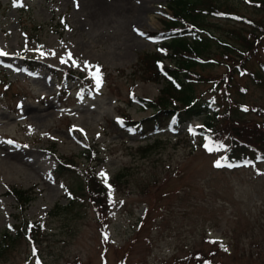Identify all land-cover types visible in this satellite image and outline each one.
<instances>
[{
    "label": "rangeland",
    "instance_id": "obj_1",
    "mask_svg": "<svg viewBox=\"0 0 264 264\" xmlns=\"http://www.w3.org/2000/svg\"><path fill=\"white\" fill-rule=\"evenodd\" d=\"M213 1L254 20L264 17L250 0ZM168 3L152 0L140 17L141 0H0V52L6 53L0 55V71L12 83L9 89L0 87V242L4 232L15 235L13 225L19 220L18 203L6 194L10 186L37 194L25 218L47 217L48 227L47 239L36 250L22 240L2 252V242L0 264H165L199 251L209 254L215 244L224 249L212 254L215 264H264V162L234 170L217 167L223 150L194 148L203 143L197 135L202 117L179 129L165 126L147 138L122 129V112L133 120L152 113L135 97L152 101L163 86L138 78L137 64L146 53H164L145 33H164ZM207 22L216 37L232 45H238L234 32L246 34L248 28L214 17ZM211 50L217 51L215 44ZM22 55L55 69L87 73L95 82L94 94L85 96L71 83L57 107L56 78L46 70L25 73ZM258 60L264 61L262 50L248 67L256 69ZM203 65L196 67L202 75L228 73L224 64ZM234 83L241 90L232 89L233 98L251 110L264 108V85L247 76ZM209 87L195 86L205 96ZM157 140L146 154L140 152ZM89 143L100 151L97 171L104 181L101 173H106L107 185L119 171L126 174L103 230L91 203L61 209L68 203L65 185L72 179L52 173L55 153L75 156L85 167L80 155ZM55 205L61 208L47 216Z\"/></svg>",
    "mask_w": 264,
    "mask_h": 264
},
{
    "label": "trees",
    "instance_id": "obj_2",
    "mask_svg": "<svg viewBox=\"0 0 264 264\" xmlns=\"http://www.w3.org/2000/svg\"><path fill=\"white\" fill-rule=\"evenodd\" d=\"M259 9L264 11V1L250 0ZM213 0H170L167 5L170 14H166L163 21L164 33L146 32V36L162 40L159 48L165 53L160 55L146 53L137 64V71L142 81L161 82L159 95L152 101L139 99L142 108H151L152 113L140 120H133L129 114L121 113L123 130L134 135L145 137L167 125L174 128L184 125L194 117H203V128L200 132L205 134L204 149L212 148L213 152L223 150V160L229 161L233 168L245 164L264 162V108L255 105L251 110L241 101L231 97V91L239 88L235 83L236 77L247 76L256 85H264V61L258 60L256 69L248 67V62L258 54H264V17L258 20L239 14L235 11L223 10ZM207 17L225 19L244 24L246 34L241 31L234 32L238 45L222 42L209 30L212 23ZM233 34V33H232ZM191 36V37H189ZM218 43H216V42ZM216 45L217 51L211 47ZM26 59V58H24ZM169 60V64L166 63ZM224 64L228 73L222 75H202L196 70L197 66L204 67L205 63ZM28 72L47 68L57 77L60 88L63 85L77 83L78 89L90 95L94 91V82L89 75L77 73L75 70L55 69L40 60H25ZM143 74H147L143 76ZM240 74V76H239ZM208 84L209 96L198 93L195 86ZM0 85L10 87L0 76ZM244 105V107H242ZM217 106L216 110H212ZM248 110L245 111L244 109ZM252 112L258 118L247 116ZM146 145L139 150L144 155L159 140ZM202 145L200 144L199 147ZM55 146H53L54 148ZM85 159V167H79L75 156L57 157L56 166L52 169L53 175L58 179H72L65 185L68 203L65 207L55 205L47 216L61 209H72L81 206L85 201L92 204L97 220L103 227H107L113 208L116 206L115 195L120 186L126 185V174L123 171L116 173L107 183L101 178L96 166L102 161L93 144H89L81 153ZM64 180V179H63ZM34 191L10 186L6 194L13 195L19 207L17 224L13 225L15 235L3 233V252L14 242L25 241L37 247L47 239V217L39 220H26L25 210L36 198ZM215 244V243H214ZM213 244V245H214ZM221 247V248H220ZM218 250L224 252L221 245H214V252L203 254L201 251L191 254L190 258H174L165 264H215L212 254ZM189 257V256H188ZM37 262V260H36Z\"/></svg>",
    "mask_w": 264,
    "mask_h": 264
},
{
    "label": "snow or ice",
    "instance_id": "obj_3",
    "mask_svg": "<svg viewBox=\"0 0 264 264\" xmlns=\"http://www.w3.org/2000/svg\"><path fill=\"white\" fill-rule=\"evenodd\" d=\"M0 55H6V53H3V52H0ZM71 58V54H69V59ZM66 61L63 59V58H61V63H65ZM73 63L75 64V61H73ZM78 66V65H77ZM99 69L97 68V75H95V80H96V84H97V87H99L100 85H101V78H100V76H99ZM245 111H247L248 109L247 108H245L244 109ZM208 150L209 151H212L213 149L212 148H208ZM216 166L217 167H220L221 165L219 164V162H217V164H216ZM101 175L102 176H104L105 177V182H107V176H106V173H101ZM108 187L109 188H111V186L110 185H108ZM105 239H107V236H105ZM226 250V249H225Z\"/></svg>",
    "mask_w": 264,
    "mask_h": 264
},
{
    "label": "bare ground",
    "instance_id": "obj_4",
    "mask_svg": "<svg viewBox=\"0 0 264 264\" xmlns=\"http://www.w3.org/2000/svg\"><path fill=\"white\" fill-rule=\"evenodd\" d=\"M152 0H141V5L139 7V16L141 17L146 11V6L148 3H151Z\"/></svg>",
    "mask_w": 264,
    "mask_h": 264
}]
</instances>
